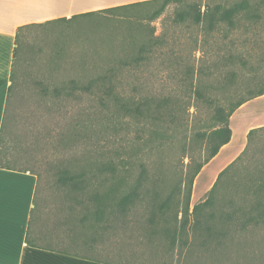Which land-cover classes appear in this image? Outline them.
Returning a JSON list of instances; mask_svg holds the SVG:
<instances>
[{
    "label": "rangeland",
    "instance_id": "1",
    "mask_svg": "<svg viewBox=\"0 0 264 264\" xmlns=\"http://www.w3.org/2000/svg\"><path fill=\"white\" fill-rule=\"evenodd\" d=\"M235 1L176 0L157 18L160 3L148 1L23 32L2 147L12 166L38 176L31 227L37 244L114 264H264V225L213 236L204 246L206 235L192 226L174 230L172 222L166 234L162 228L169 222L152 224L146 200L125 212L112 201L103 203L112 183L122 177L133 183L143 167L167 181L165 191L177 182L190 162L186 153L195 133L210 124L212 110L196 88L228 104L230 97L249 95L250 81L264 82V4L256 25L247 21L235 30L226 24L210 30L192 16L181 17L192 8ZM102 3L76 0L73 7L111 6ZM110 84L137 100L171 96L178 102L175 116L152 120L115 111L103 92ZM250 100L233 123L230 118L240 145L237 156L247 145L242 127L264 125V95ZM108 163L115 165L114 175L104 170ZM220 165L219 160L209 163L201 173L200 183L211 186H197L192 205L208 195ZM263 165L264 133L219 181L217 192L245 190L247 182L256 183ZM63 171L85 179L86 186L74 191L70 183L64 185ZM127 185L118 192L127 191Z\"/></svg>",
    "mask_w": 264,
    "mask_h": 264
},
{
    "label": "trees",
    "instance_id": "2",
    "mask_svg": "<svg viewBox=\"0 0 264 264\" xmlns=\"http://www.w3.org/2000/svg\"><path fill=\"white\" fill-rule=\"evenodd\" d=\"M148 1L160 3L157 12L154 15V18H157L170 3L176 0H146L134 2L99 11L77 13L69 18L60 17L42 23L23 25L18 28L10 74L11 83L8 86L6 107L0 133L1 168L31 171L27 168H17L12 166L7 151L2 147V136L8 119V109L13 85L16 81V65L19 50L22 46L21 36L23 32L33 26H40L56 20L69 21L79 16L100 11L120 9ZM263 4L264 0H257L254 2L253 0H237L228 6L222 3L208 4L204 10H195L192 8L188 11H184L181 17L192 16L194 22L198 24L205 23L210 30L224 24L228 25L232 30H235L246 24L247 21L256 25L262 17ZM233 74L234 73H232V75ZM227 80L232 79L228 76ZM2 83L3 81L0 80V84ZM248 84L249 95L238 99H232L230 97L228 104H223L219 100L207 97L200 88L195 89V93L201 101L204 104H207V107L212 110L210 124L207 125L205 129L198 130L195 133L194 143H192L188 149V152L190 153H186V156L190 158V162L187 164L181 177L169 190L165 191L162 187H165V182H167L164 178L156 173H149V168L143 167L133 183H128L127 177H122L117 183H112L105 193V201L103 203L107 204L109 201H112L115 206L125 212L138 201L146 200L151 208L149 221L152 224L157 225L159 224V221L169 222L171 226H163L162 228V231L166 234L170 233L171 227L173 226L172 222H174V230L180 229L184 231L192 226L191 228L194 230H199L201 234L206 235V237L203 238L204 246H207L209 243L212 244L210 239L213 236H228L238 232H245L247 229L254 226L264 225V165L258 172V180L255 181L256 183H252L251 181L247 182L244 185L245 190L243 189V191L226 196H221L217 192L219 181L225 174H229L239 162H243L251 145H253L255 140L264 133V125L253 127L248 131L247 145L245 149L237 156V158L218 173L215 183L209 190L208 195L193 205L191 202L193 185L196 177L199 175L203 167L218 154L222 146L229 143L232 138L233 131L230 125L231 116L240 106L250 99L264 95V82L250 81ZM103 92L107 98V106L115 107V111H121L122 114L133 116L135 118L161 120V118L164 119L169 117V119H172L175 116V108L178 106L177 100L171 96L158 99L147 98L143 100L133 99L128 96L125 97L119 93L117 87L113 84L106 86ZM108 103L110 104L108 105ZM196 152L205 154L203 160L196 159L194 155ZM114 168L115 165L113 163H108L104 166L106 173H112V175L116 173ZM60 180L64 185L70 183L74 191H76L77 188L83 189L84 186H86L85 179L76 174H70L68 171L62 172ZM124 185H127V191L121 194L118 191ZM95 198L97 199V196ZM34 211L35 208L32 211V218L27 231V243L35 247L48 248L37 244L32 239L31 227L34 220ZM103 212L104 210L102 208L101 210H98L96 214L99 216ZM220 245V241L214 243V247L216 248ZM106 263L114 264L109 262Z\"/></svg>",
    "mask_w": 264,
    "mask_h": 264
},
{
    "label": "crops",
    "instance_id": "3",
    "mask_svg": "<svg viewBox=\"0 0 264 264\" xmlns=\"http://www.w3.org/2000/svg\"><path fill=\"white\" fill-rule=\"evenodd\" d=\"M140 1L146 0H103L102 4L111 6L77 11L73 7L76 0H0V80L3 81L0 84V133L19 27ZM251 102L247 101L234 112L232 123L233 117ZM242 128L247 133L253 127L248 124ZM239 150L237 134L233 132L230 142L222 146L209 162L219 160L221 164L213 177L237 156ZM207 165L195 179L192 199L199 196L195 197L197 186L198 190L211 186L210 182L207 185L200 183ZM203 184L206 185L204 188ZM37 187L38 176L34 172L0 167V264H108L103 258L94 255L74 254L62 249L35 247L27 243L26 236L35 208Z\"/></svg>",
    "mask_w": 264,
    "mask_h": 264
}]
</instances>
